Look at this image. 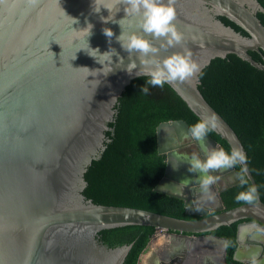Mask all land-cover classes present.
Listing matches in <instances>:
<instances>
[{
	"label": "water",
	"instance_id": "obj_1",
	"mask_svg": "<svg viewBox=\"0 0 264 264\" xmlns=\"http://www.w3.org/2000/svg\"><path fill=\"white\" fill-rule=\"evenodd\" d=\"M173 6V23L183 38L161 47L156 55L163 59L191 49L201 71L167 83L200 119L215 114L213 130L231 149L242 147L246 153L234 128L201 92L200 74L214 58L228 54L264 70V63L250 53H264V24L258 17L264 6L259 0H173ZM118 7L116 21L126 15L123 0ZM69 15L78 21L72 24ZM101 15H108V10L93 12L92 0H0V264H124L133 243L109 247L99 233L126 225H152L163 233L166 254L161 264H226L228 239L196 234L238 222V242L249 233L251 244H259V235L264 233V201L257 186L254 202L226 208L221 194L241 182L234 165L210 170L219 179L207 194L202 191L199 173L190 172L189 163L174 156L186 154L179 149L193 144L205 157L201 142L191 136L183 119L157 126L158 152L165 155L166 169L155 190L182 199L186 213L201 218L98 204L84 194L85 174L106 148L118 100L142 67L139 55L130 56L116 39L121 25L103 21ZM139 20V14L126 17L123 30L142 32ZM87 21L94 24L88 37L93 47L104 51L111 45L124 57L123 65H114L107 76H87L81 67H102L84 49L77 51L87 41L73 28L84 27ZM105 27L113 29L111 38L104 33ZM144 34L159 45L160 40ZM130 59L137 63L132 74L126 70ZM205 143L225 149L208 133ZM239 164L257 185L247 159ZM186 177L193 178L180 183ZM244 219L249 221H240ZM206 246L219 249L220 260L205 254L199 262V251ZM246 264L252 263L247 260Z\"/></svg>",
	"mask_w": 264,
	"mask_h": 264
},
{
	"label": "trees",
	"instance_id": "obj_2",
	"mask_svg": "<svg viewBox=\"0 0 264 264\" xmlns=\"http://www.w3.org/2000/svg\"><path fill=\"white\" fill-rule=\"evenodd\" d=\"M259 1L264 6V0ZM258 17L264 24V12H259ZM219 18L247 34L227 17ZM250 53L255 60L264 63L256 51ZM202 73L199 88L243 142L247 162L264 201V70L236 54H228L214 58ZM146 79L147 76L134 78L120 96L114 121L109 123L106 148L85 174L88 184L84 194L98 204L138 207L184 219L197 218L186 213L182 199L156 191L155 187L166 169L165 155L158 152L157 126L163 121L183 119L191 128L200 118L168 83L148 85L149 92L143 93L141 86ZM208 134L226 151L232 150L227 140L213 129ZM234 166L241 182L223 194L226 208L255 201L235 198L252 183L239 163ZM245 180L247 183L243 182ZM236 225V222L222 225L212 233L231 240ZM155 230L152 225H126L100 231L99 239L109 247L133 243L124 264H138Z\"/></svg>",
	"mask_w": 264,
	"mask_h": 264
},
{
	"label": "clouds",
	"instance_id": "obj_3",
	"mask_svg": "<svg viewBox=\"0 0 264 264\" xmlns=\"http://www.w3.org/2000/svg\"><path fill=\"white\" fill-rule=\"evenodd\" d=\"M121 3L122 0H92V11L100 13L102 8L107 9L108 15H101L100 19L103 21L111 20L121 25L122 31L116 39L120 42L121 47L128 51L130 56L134 52L139 55L142 67L137 70L136 75L148 77L145 84L141 86V91L143 93L147 94L149 92L148 85L163 86L167 82L182 81L194 73L201 71V65L193 59L191 49L186 48L184 52H175L163 59L156 55L161 47L173 45L183 38V33L180 32L173 23L176 16L173 0H123V10L126 15L116 21V13L121 10V7H118V5ZM137 14L140 16L139 27L142 29V32L124 31L122 21L128 16H135ZM70 17L72 18V24L78 21L77 17ZM93 28L94 24L91 21H87L84 27L73 28L82 33L87 41L86 46L78 48L77 51L84 49L87 54L92 56L102 67H81L87 70V76L91 74L94 77H99L101 73L107 76L114 71V65H123L124 57L120 55L115 48L111 47V45L104 51H101L98 46L93 47L88 39V37L92 35ZM103 31L109 38L114 35L111 27H105ZM144 33H148L151 37L160 40L159 45L155 44L153 39L149 38V36ZM114 55L118 57L115 61L113 59ZM136 68V60L130 59L126 66L127 72L132 74L133 69ZM202 74L201 72V75ZM95 80L97 84L100 83L99 78ZM216 126L217 117L215 114H212L211 116L198 120L190 128L191 136L201 142V147L205 151L204 158H201L197 153H192L190 156L187 154H174L177 159H182L189 163L190 172L199 173L196 177L199 179L202 191L206 194L209 192V186L219 179L218 176L211 174L210 170L231 167L247 159L246 153L242 147L233 148L229 152L223 148H209L206 145V134ZM192 178L193 177H186L182 179L180 183L187 184L191 182ZM243 182L247 183L246 180ZM235 198L245 201L256 200L257 185L249 184L248 187L240 191Z\"/></svg>",
	"mask_w": 264,
	"mask_h": 264
},
{
	"label": "flooded vegetation",
	"instance_id": "obj_4",
	"mask_svg": "<svg viewBox=\"0 0 264 264\" xmlns=\"http://www.w3.org/2000/svg\"><path fill=\"white\" fill-rule=\"evenodd\" d=\"M259 13V12H258ZM258 54L261 55V57L264 60V53L255 50ZM180 152L186 153L191 155L192 153H197L201 158H204L202 153L199 151L196 145H189V146H184L179 149ZM223 175V174H222ZM229 190V189H228ZM227 191V190H226ZM225 191V192H226ZM223 192L221 194L222 200L224 202ZM201 218L200 216H197V218L194 219H199ZM240 221H249V219H244ZM239 221V222H240ZM238 224V222H236ZM205 234H214L211 232L207 233H200L196 235H205ZM262 234V235H261ZM259 235V244H251V239L249 238V233H246L243 238L242 242H238L237 238V225H236V230H235V236L229 240L227 236H221L225 237L228 239L227 243V251H226V264H246V261L249 260L252 264H264V233L261 232ZM216 235V234H214ZM219 236V235H218ZM161 240L160 242L157 243L154 247L150 248V251L148 250L151 245H153L154 242H157ZM166 243V239H164V235L161 231L155 230L154 234L152 235L151 239L149 240V243L146 247V252L148 250V255L145 258V264H161L162 262V255L166 254L164 253V249L162 248L163 245ZM208 246H206L207 249ZM210 246L208 247V249ZM205 250H200L198 254L199 262H201V257L202 255L205 257V254L207 255H215V258H218L220 260V254H216L218 250H211L207 249ZM167 252V251H166ZM235 257L239 259H235ZM204 259V258H203ZM245 261V262H243ZM140 264V263H139ZM187 264V263H185ZM189 264V263H188ZM191 264V263H190ZM194 264H199V263H194Z\"/></svg>",
	"mask_w": 264,
	"mask_h": 264
},
{
	"label": "rangeland",
	"instance_id": "obj_5",
	"mask_svg": "<svg viewBox=\"0 0 264 264\" xmlns=\"http://www.w3.org/2000/svg\"><path fill=\"white\" fill-rule=\"evenodd\" d=\"M161 240H159V241H157V242H154L153 243V245H151L150 247H149V251H150V248L151 247H154L155 245H157V243L158 242H160ZM148 250H147V252L145 251L144 253H143V255H142V257H141V259H140V264H145V258L147 257V255H148Z\"/></svg>",
	"mask_w": 264,
	"mask_h": 264
}]
</instances>
